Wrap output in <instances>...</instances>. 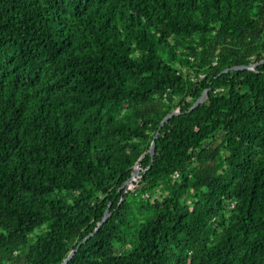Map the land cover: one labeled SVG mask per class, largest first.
I'll use <instances>...</instances> for the list:
<instances>
[{"label":"trees","instance_id":"trees-1","mask_svg":"<svg viewBox=\"0 0 264 264\" xmlns=\"http://www.w3.org/2000/svg\"><path fill=\"white\" fill-rule=\"evenodd\" d=\"M72 250L264 264V0H0V264Z\"/></svg>","mask_w":264,"mask_h":264},{"label":"water","instance_id":"water-1","mask_svg":"<svg viewBox=\"0 0 264 264\" xmlns=\"http://www.w3.org/2000/svg\"><path fill=\"white\" fill-rule=\"evenodd\" d=\"M227 71V70H226ZM206 93H207V90L206 91H204L203 92V94L193 103V105L190 107V109H192V108H194V107H196V106H198L203 100H204V98H205V95H206ZM174 114H176L175 112H171V113H169L165 118H164V120L160 123V126H162L171 116H173ZM159 126V127H160ZM158 133H159V129L155 132V134H154V136H153V138H152V140H151V143H150V147H149V151H150V156H151V158H152V156H153V153H154V148H155V139H156V137H157V135H158ZM107 218V212H105V214H104V216H103V218L100 220V222L97 224V226H96V228L94 229V231H96L98 228H99V226L101 225V223L103 222V221H105V219ZM94 232H92V233H90L88 236H86L85 238H83L82 239V241L78 244V246L81 244V243H83V242H85L86 240H87V238H89L92 234H93ZM77 246V247H78ZM74 251L75 250H72V252L64 259V261L61 263V264H66L67 263V261L71 258V256L73 255V253H74Z\"/></svg>","mask_w":264,"mask_h":264}]
</instances>
